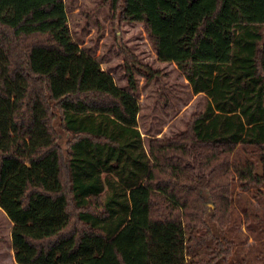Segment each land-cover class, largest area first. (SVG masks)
I'll list each match as a JSON object with an SVG mask.
<instances>
[{
    "label": "trees",
    "instance_id": "1",
    "mask_svg": "<svg viewBox=\"0 0 264 264\" xmlns=\"http://www.w3.org/2000/svg\"><path fill=\"white\" fill-rule=\"evenodd\" d=\"M104 2L142 23L203 107L146 148L129 64L119 87L72 39L64 0H0V208L14 261L244 264L226 229L235 204L264 191V0Z\"/></svg>",
    "mask_w": 264,
    "mask_h": 264
},
{
    "label": "rangeland",
    "instance_id": "2",
    "mask_svg": "<svg viewBox=\"0 0 264 264\" xmlns=\"http://www.w3.org/2000/svg\"><path fill=\"white\" fill-rule=\"evenodd\" d=\"M64 2L72 39L112 75L119 87H127L125 71L129 64L137 85V124L145 147L150 138L174 137L183 131L190 117L202 109L204 95L191 92L174 63L157 58L142 23L116 20L104 0ZM259 196L252 199L247 193L232 211L226 231L234 240V261L263 264L264 191ZM243 208L251 213V229L244 224ZM9 225L0 210V264H15L11 258Z\"/></svg>",
    "mask_w": 264,
    "mask_h": 264
},
{
    "label": "crops",
    "instance_id": "3",
    "mask_svg": "<svg viewBox=\"0 0 264 264\" xmlns=\"http://www.w3.org/2000/svg\"><path fill=\"white\" fill-rule=\"evenodd\" d=\"M0 210L3 212V210L0 208ZM4 213V212H3ZM5 214V213H4ZM9 220V219H8ZM9 223H10V229H11V226H12V222L9 220ZM11 258L13 259V250H12V247H11ZM14 261V260H13ZM15 264H17L16 262H14Z\"/></svg>",
    "mask_w": 264,
    "mask_h": 264
}]
</instances>
